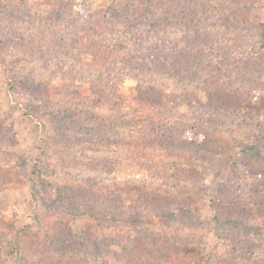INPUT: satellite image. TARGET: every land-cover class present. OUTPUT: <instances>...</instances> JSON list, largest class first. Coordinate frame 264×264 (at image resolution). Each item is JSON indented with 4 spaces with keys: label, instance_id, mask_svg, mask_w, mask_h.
Listing matches in <instances>:
<instances>
[{
    "label": "rangeland",
    "instance_id": "374dc122",
    "mask_svg": "<svg viewBox=\"0 0 264 264\" xmlns=\"http://www.w3.org/2000/svg\"><path fill=\"white\" fill-rule=\"evenodd\" d=\"M24 1L26 8H16L0 0V264H212L218 254L212 245L216 234L233 237L234 248L242 251L230 264H264V137L256 152L243 151L258 135L254 121L264 122V62L250 64L245 59V50L256 45L258 23L264 21V0L253 6L251 32L240 29L250 6L221 0L237 28L235 34L242 30L244 56L234 58L233 65L218 62L209 78L185 87L169 82L162 97L186 114L191 105L205 104L208 96L222 95L219 89L225 84H235L244 94L237 99L239 110L249 116L234 125L209 128L203 151L171 144L153 152L165 166L166 180L179 186L178 192L162 195L188 207L180 217L163 212L159 205L152 209L148 172L130 156L118 155L123 140L131 143L150 134L146 113L138 108L133 76L119 86L120 120L113 133L91 125L95 134L75 137L67 120L75 88L81 96L90 94L75 76L79 69L87 71L93 60L109 56L106 46L127 38L135 27L145 44L164 37L175 40L179 32L164 23L163 11L148 16L144 7L133 6L124 17L125 0H73L90 12L97 26L107 14L109 29L72 44L73 53L64 65H45L44 56L56 58L61 48L54 42L48 53L42 42L62 35L67 44L83 35L58 20L51 0ZM101 158L114 163L96 173L91 164ZM216 199L223 205L235 203V208H218L212 203ZM83 211L95 217L81 215ZM36 216L53 225L50 249L55 252L48 254L47 239L36 235L34 242L29 239L32 250L19 246L16 258L11 240L22 236L26 223ZM120 217L132 222L115 221Z\"/></svg>",
    "mask_w": 264,
    "mask_h": 264
},
{
    "label": "trees",
    "instance_id": "16d2710c",
    "mask_svg": "<svg viewBox=\"0 0 264 264\" xmlns=\"http://www.w3.org/2000/svg\"><path fill=\"white\" fill-rule=\"evenodd\" d=\"M3 1L11 3L16 8H26L27 6L24 0H16L14 3L12 0ZM51 1L55 3V12L59 15L58 20L65 21L74 34L83 35L74 36V40H70L71 42L67 44L65 43L67 40L62 35L55 38L53 42L40 44L43 47L46 46L45 50L48 49L47 52L49 53L53 51L55 46L49 45L54 42L60 44L65 41L62 47L58 44V47L61 48L60 55L56 54V58L50 60L46 59L47 56L43 58L45 65L55 61L64 65L67 62L66 59L71 57L73 53L72 44L76 46L80 39H83L82 37H88L87 39L92 40L98 34L105 32L106 28L109 29L107 26L110 21L107 18L108 15L104 13L101 15L102 25L97 26L90 12L81 8L73 0ZM125 1L124 17L127 16L129 9L133 6L144 7L148 16L153 14V11H163L166 16L164 23L174 31L179 32L180 36L175 40L164 37L159 43L145 44L146 42L138 36L137 27H135L133 32L129 30L128 33L126 30V33L129 34H127V38L115 40L111 45L106 46V49L110 50L109 56L106 55L102 61L93 60L88 65L87 71L79 69V75L75 76L77 82L86 84L90 94L81 96L75 88L71 95V104L74 102L67 117L68 131L71 134L74 133L75 137H87L95 134V132H91L90 126L96 125L97 127L110 128L113 133L111 129L118 125L120 120L118 115L121 102L117 97L119 86L126 78L133 76L137 81L138 108L146 113V122H148L150 134L149 136L141 135L131 143L123 140L122 147L124 146V149L119 151L118 155L121 154V157L123 154L124 158L130 156L140 168L148 172L147 189L154 194L151 198L152 209L160 206L159 209L163 212L180 217V211L188 213V207L182 201L170 203L169 198L162 195L178 192L179 186L174 187V184L166 180L167 176L162 173L165 166L162 161L154 158L153 152H158L171 144L180 148L187 147L186 149L197 152L203 151L207 147L208 136H211L210 130L219 126L234 125L238 123L236 121L241 118L246 120L249 116L242 115L239 110L237 99L242 98L244 94L240 93L235 84L231 87L225 84L219 89L222 95L217 93V95L208 96L205 104L191 105L186 114H180L177 108L165 104L162 97L165 90L169 89V82L176 87H185L199 79L209 78L217 69L218 62H227L229 65H233L234 58L243 57L244 55L240 53L245 47H241V44L245 40L241 39V31L251 32L253 19L251 20L249 16L251 17L253 6L258 7L262 0H223V2H241L248 7L250 6L249 12L243 19L244 26L242 25L240 28L242 30L236 34L237 28H234L231 17L224 12L221 0ZM221 2L222 4H220ZM258 25L260 31L259 35L256 36V45L245 50V59L247 58L250 64L264 62V21ZM91 52H93V48ZM112 53L115 54L111 56ZM80 57L79 54H76L77 61ZM223 89H227V93H224ZM218 96L223 97L219 100ZM244 101L246 102V100ZM254 125L259 132H257L258 135H255V142L243 149L245 154L256 152L261 146L260 143L263 142L260 136L264 137V122L254 121ZM0 134L2 133L0 132ZM120 157H116V163L119 162ZM111 163H114L111 159H95L91 168L94 167V171L98 173L109 167ZM212 203L218 208H223V206L226 209L235 208V203L223 205L220 199H216ZM187 204H191L190 200ZM80 214L89 215L91 218L95 217L87 211L80 212ZM133 217L132 213L128 219ZM128 219L120 217L115 221L123 224H128L126 220L132 222ZM31 220V223H26L25 230L22 232L23 235L11 240L13 242L10 245L11 254L15 251L16 258L19 255V246H22L24 251L26 249L32 250L33 245L30 244L29 239L35 241L36 235H43L47 239L48 254L55 252V250L50 249L54 242L53 236H50L51 233L53 234V225L50 222H43L38 216L32 217ZM214 237L216 239L213 240L212 245H215V251L218 254L214 255L212 264H230L232 258L241 255L242 251L234 248L233 237H225L223 234H216ZM262 253L264 254V249Z\"/></svg>",
    "mask_w": 264,
    "mask_h": 264
}]
</instances>
